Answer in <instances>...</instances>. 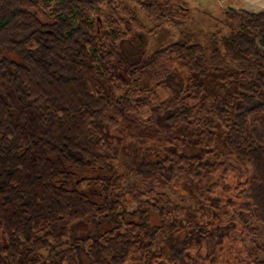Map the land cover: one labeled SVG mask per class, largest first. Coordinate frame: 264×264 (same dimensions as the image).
Instances as JSON below:
<instances>
[{
  "label": "trees",
  "instance_id": "1",
  "mask_svg": "<svg viewBox=\"0 0 264 264\" xmlns=\"http://www.w3.org/2000/svg\"><path fill=\"white\" fill-rule=\"evenodd\" d=\"M188 14L0 0V264H264V11L147 52Z\"/></svg>",
  "mask_w": 264,
  "mask_h": 264
},
{
  "label": "rangeland",
  "instance_id": "2",
  "mask_svg": "<svg viewBox=\"0 0 264 264\" xmlns=\"http://www.w3.org/2000/svg\"><path fill=\"white\" fill-rule=\"evenodd\" d=\"M184 6L188 7L189 14L185 26H177L172 23H164L158 29L150 33L145 39V42H141L144 47H147V52L151 53L154 50L175 42L180 39L181 32L187 27V30L191 32H197L200 38H203L207 43L210 42L211 34L221 31V34H225L230 31L234 26L239 27V21L233 18L231 15H227L226 11L229 10V1L227 0H178ZM237 10V9H236ZM143 17V13L139 14ZM208 40V41H207ZM261 46V44H260ZM231 66L234 71L242 72L249 71L254 76L259 72V66L257 64L249 63H235L231 62ZM137 76V75H135ZM162 95L167 96L166 92H162ZM136 116H145L147 110L140 109L133 112ZM158 191L169 194L176 203H180L178 195L168 186H157L155 188ZM191 208L194 206V199L192 197L187 198L186 202ZM255 227L260 230H264L259 224H254ZM239 239H244L250 253L253 257L258 259H264V236H247L243 234L238 235Z\"/></svg>",
  "mask_w": 264,
  "mask_h": 264
},
{
  "label": "crops",
  "instance_id": "3",
  "mask_svg": "<svg viewBox=\"0 0 264 264\" xmlns=\"http://www.w3.org/2000/svg\"><path fill=\"white\" fill-rule=\"evenodd\" d=\"M227 2L232 9L255 13L264 11V0H227Z\"/></svg>",
  "mask_w": 264,
  "mask_h": 264
}]
</instances>
